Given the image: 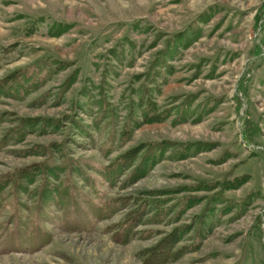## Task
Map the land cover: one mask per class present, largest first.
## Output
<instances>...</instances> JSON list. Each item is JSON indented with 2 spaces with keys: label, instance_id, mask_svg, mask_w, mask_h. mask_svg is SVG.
I'll return each mask as SVG.
<instances>
[{
  "label": "rangeland",
  "instance_id": "374dc122",
  "mask_svg": "<svg viewBox=\"0 0 264 264\" xmlns=\"http://www.w3.org/2000/svg\"><path fill=\"white\" fill-rule=\"evenodd\" d=\"M12 75L0 91V178L55 163L51 182L125 207L69 231L62 208L48 223L35 207L45 174L28 193L9 183L0 234L19 220L52 238L0 252V264H145L142 249L185 226L181 253L163 264H264V0H0V85ZM154 143L162 157L123 188L131 168L111 186L95 171ZM143 203L148 219L115 241L114 223Z\"/></svg>",
  "mask_w": 264,
  "mask_h": 264
},
{
  "label": "trees",
  "instance_id": "16d2710c",
  "mask_svg": "<svg viewBox=\"0 0 264 264\" xmlns=\"http://www.w3.org/2000/svg\"><path fill=\"white\" fill-rule=\"evenodd\" d=\"M256 51L258 54L261 53L260 47L256 46ZM13 78L14 76L12 75L9 79L1 81L4 86L0 85V91L1 88H4L5 92L9 93L8 90L13 89L10 84V81H12ZM35 121L31 120V122ZM138 124H141V122ZM125 133H127V131H125L124 134ZM23 136L24 134L20 133L19 137ZM141 149L143 154L139 159V162L133 165V162L136 160ZM184 149L186 150L187 146ZM164 150L165 145L163 143H154L149 146H144L143 148L142 146H134L124 152V154L120 155V157H116L115 160L109 162L105 166L97 168L95 171L101 175L100 177L104 182H107V184L111 186L115 185L119 176L123 175L126 170L131 168L128 176L120 185V187L123 188L144 176L147 170L159 161ZM185 153L186 152L183 151L179 156L184 157ZM255 154H257V152H255ZM88 169L90 170L94 168ZM60 171L63 170L58 164L54 163L53 165H50L46 161H43L23 166L16 169L8 176L0 178V209L5 197L3 190L9 183H12L14 189L18 190V193H28L31 190L29 185L34 183L37 174H45L46 177L38 187L33 188L32 190L33 195L36 198V209L39 212L49 214L48 223H52L51 213H55L54 206L62 208V215H57L55 218H59L57 220L61 222L62 227L66 230H90L94 223L110 218L125 207V203L122 202L120 205H117L119 199L115 198L110 199L105 203H102L100 199L96 200L94 198V196L97 195L95 190H98L96 187H93L94 176H92L85 168L79 166L76 169L73 168L72 171H76L81 175V179L85 182V185H91L92 191L95 192L92 196L80 192V189L82 188H79L77 184L72 188H68L62 187L61 184L51 182L49 177L58 178V173ZM240 182L241 181L234 184V182L230 181L227 182L229 184H225L224 187H234ZM145 204L146 203H143L132 208L122 221L114 223L112 226L114 229L112 237L115 241L125 244L135 236L136 230H134V228L148 219L145 215H148L150 210L144 211L143 208ZM188 206H190V200L187 201L186 207ZM185 208H183V210L181 209L179 213L184 211ZM159 215L160 213L156 212L154 217H158ZM17 223L18 224L13 228L11 227V229L7 230L5 234L1 232L0 252L35 251L46 245L52 238V232L44 229L38 224L26 231L19 220ZM188 230L189 228L186 226L175 227L168 233H164L154 245L142 249L140 254L143 257L144 263L163 264L171 259L177 258L181 253V248L175 249L174 247ZM149 235L150 233L146 236Z\"/></svg>",
  "mask_w": 264,
  "mask_h": 264
}]
</instances>
